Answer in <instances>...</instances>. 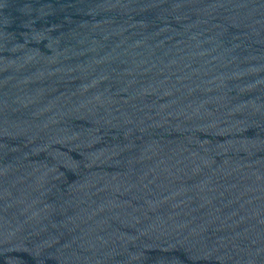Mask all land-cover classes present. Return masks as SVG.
<instances>
[{"label": "water", "instance_id": "1", "mask_svg": "<svg viewBox=\"0 0 264 264\" xmlns=\"http://www.w3.org/2000/svg\"><path fill=\"white\" fill-rule=\"evenodd\" d=\"M0 264H264V0H0Z\"/></svg>", "mask_w": 264, "mask_h": 264}]
</instances>
